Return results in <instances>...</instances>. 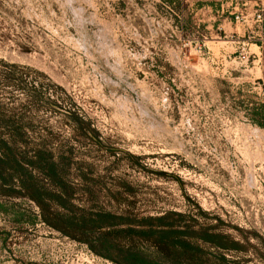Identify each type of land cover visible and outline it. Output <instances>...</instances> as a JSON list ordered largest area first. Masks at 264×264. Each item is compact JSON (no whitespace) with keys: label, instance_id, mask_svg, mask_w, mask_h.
<instances>
[{"label":"rangeland","instance_id":"1","mask_svg":"<svg viewBox=\"0 0 264 264\" xmlns=\"http://www.w3.org/2000/svg\"><path fill=\"white\" fill-rule=\"evenodd\" d=\"M259 1L0 0V130L52 153L75 223L112 258L15 186L0 188V264H123L126 245L264 264V25L233 15Z\"/></svg>","mask_w":264,"mask_h":264},{"label":"trees","instance_id":"2","mask_svg":"<svg viewBox=\"0 0 264 264\" xmlns=\"http://www.w3.org/2000/svg\"><path fill=\"white\" fill-rule=\"evenodd\" d=\"M251 121L264 127V104L252 109ZM15 141L16 136L8 135V131L0 130V188L9 190L18 186L23 190L24 196L39 207L42 219L47 225L67 234H72V232L82 234L84 236L83 241L92 251L112 259L109 254L110 246L106 239L92 241L85 238L92 232L93 228L85 223H75V210L77 208L72 201L73 195L65 189H60L64 183L61 178L55 176L56 163L52 153L46 149H41L33 154L26 152L20 154L17 153ZM10 161L14 163L13 167L9 166ZM33 165L45 170L44 179L46 181L44 184H40L36 177L28 171L27 168ZM15 167L17 168L16 173L14 172ZM44 185L56 188L51 190L45 188ZM123 264H169V262L167 259L155 260L146 257L140 250H134L133 245H126L123 247Z\"/></svg>","mask_w":264,"mask_h":264},{"label":"built area","instance_id":"3","mask_svg":"<svg viewBox=\"0 0 264 264\" xmlns=\"http://www.w3.org/2000/svg\"><path fill=\"white\" fill-rule=\"evenodd\" d=\"M233 15L235 22H240L247 17H251L257 25H264V0L254 3L250 11L240 9L238 12H234Z\"/></svg>","mask_w":264,"mask_h":264},{"label":"crops","instance_id":"4","mask_svg":"<svg viewBox=\"0 0 264 264\" xmlns=\"http://www.w3.org/2000/svg\"><path fill=\"white\" fill-rule=\"evenodd\" d=\"M247 11H250V8Z\"/></svg>","mask_w":264,"mask_h":264}]
</instances>
